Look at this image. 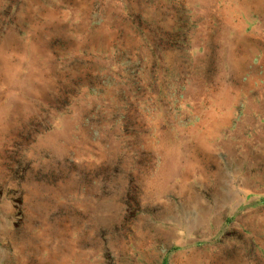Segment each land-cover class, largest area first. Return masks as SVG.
Listing matches in <instances>:
<instances>
[{"label":"rangeland","instance_id":"rangeland-1","mask_svg":"<svg viewBox=\"0 0 264 264\" xmlns=\"http://www.w3.org/2000/svg\"><path fill=\"white\" fill-rule=\"evenodd\" d=\"M0 264H264V0H0Z\"/></svg>","mask_w":264,"mask_h":264}]
</instances>
